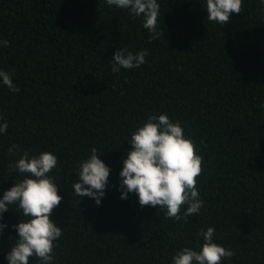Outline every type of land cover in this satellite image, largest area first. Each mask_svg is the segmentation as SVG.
<instances>
[{
	"label": "trees",
	"instance_id": "16d2710c",
	"mask_svg": "<svg viewBox=\"0 0 264 264\" xmlns=\"http://www.w3.org/2000/svg\"><path fill=\"white\" fill-rule=\"evenodd\" d=\"M158 39L143 16L106 0H0V197L23 178L11 171L26 150L58 158L62 230L51 264H172L182 247L199 250L200 230L234 255L221 264H264V3L243 0L227 25L207 20L206 0H157ZM118 48L147 50L139 68L111 71ZM179 121L203 156L201 211L176 221L166 209L121 198L119 173L131 133L149 114ZM15 144L16 154L8 152ZM95 147L111 169L99 205L75 195L80 162ZM187 205L181 209V214ZM20 212V213H18ZM23 217L3 214L0 264ZM29 264H40L36 257Z\"/></svg>",
	"mask_w": 264,
	"mask_h": 264
},
{
	"label": "clouds",
	"instance_id": "9594fccd",
	"mask_svg": "<svg viewBox=\"0 0 264 264\" xmlns=\"http://www.w3.org/2000/svg\"><path fill=\"white\" fill-rule=\"evenodd\" d=\"M109 6L128 9L135 17L143 16V27L151 34L150 39H158L159 8L157 0H106ZM264 3V0H262ZM243 0H206L207 20L227 25L233 13H241ZM7 40L0 45L7 47ZM147 50L135 53L127 48H118L111 60V71L119 73L121 69L139 68L146 63ZM0 82L12 92H19L12 79V73L0 69ZM2 120V118H0ZM8 124L0 123V133H6ZM131 149L123 160L119 175L121 198L128 193L138 196L139 204L166 209L168 218L179 221L201 211L204 201L197 187L198 177L203 171V156L196 150V144L179 121L173 122L167 114H149L142 126L131 133ZM15 144L8 152L16 154ZM97 154L93 147L90 155L79 165V180L73 184L74 192L79 197L93 198L97 205L105 195L109 182L110 167ZM58 158L50 151L32 155L25 150L18 160L9 164L11 171H18L23 178L3 192L0 197V232L8 225L3 221V214L9 206L16 205L23 217L13 225L16 229L7 253L8 264H29L30 258L36 257L40 264L54 261L56 241L62 236V230L51 218L62 196L59 195L55 178L49 173L57 167ZM187 205L181 214V209ZM20 213V212H18ZM214 227L200 230L203 243L199 250L182 247L172 258V264H221L222 260L231 259L234 252L217 242L213 237Z\"/></svg>",
	"mask_w": 264,
	"mask_h": 264
}]
</instances>
